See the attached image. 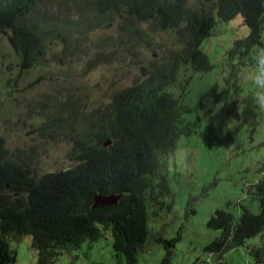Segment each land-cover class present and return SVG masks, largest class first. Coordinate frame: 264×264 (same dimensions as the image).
<instances>
[{
  "label": "trees",
  "instance_id": "trees-1",
  "mask_svg": "<svg viewBox=\"0 0 264 264\" xmlns=\"http://www.w3.org/2000/svg\"><path fill=\"white\" fill-rule=\"evenodd\" d=\"M39 4L40 0H0V34L8 36L23 71L45 54L48 21L45 16L35 18ZM81 8L90 14L88 20L124 14L154 31L173 32L183 47L170 53L169 62L145 71L142 80L115 92L106 109H94L88 115L73 110L69 118L62 108L48 114V125L42 130L51 139L64 133L73 143L71 158L77 162L73 168L37 178L29 163L15 156L0 138V264L17 261L11 236H31L37 264H50L67 249H80L105 234L112 237L119 264H137L150 237L151 214L174 205L169 179L174 159L170 160L178 141L191 136L185 118L202 106L183 105L170 89L183 70L192 74L214 70L202 45L212 36L216 17L229 23L241 16L249 28L248 36L235 40L232 57L242 60L264 49V0H199L196 4L188 0H84ZM216 87L208 90L209 95L215 94ZM231 107L235 109L236 104ZM240 113L246 123L261 115L253 94L245 98ZM54 125L65 131L48 132ZM108 141L111 144L105 146ZM263 175L256 183L246 184L258 213L239 204L236 213L217 210L208 221V227L218 232L204 247L214 259L210 264H229L224 260L229 252L264 236ZM98 195L121 197L114 205L94 208ZM180 240V235L157 239L166 250L161 264H170ZM248 264H264V243Z\"/></svg>",
  "mask_w": 264,
  "mask_h": 264
},
{
  "label": "rangeland",
  "instance_id": "rangeland-1",
  "mask_svg": "<svg viewBox=\"0 0 264 264\" xmlns=\"http://www.w3.org/2000/svg\"><path fill=\"white\" fill-rule=\"evenodd\" d=\"M82 5L84 0H40L35 18L45 16L48 21L45 54L28 71L21 69L8 36L0 34V138L15 156L29 163L37 178L77 164L71 158L73 143L64 133L54 139L45 136L42 129L48 125V114L62 108L69 118L73 110L88 115L94 109H106L115 92L142 80L145 71L169 62L170 53L183 47L175 33L154 31L124 14L88 20L90 14ZM216 21L212 36L202 45L214 70L203 74L183 70L170 89L183 105L202 106L185 118L191 136L178 141L170 160L174 159L169 170L174 205L151 214L150 237L137 264H161L166 250L157 239L179 235L170 264H210L214 259L204 247L218 235L208 227L216 211L236 213L240 204L259 212L246 184L256 183L263 175L264 109L258 107L261 115L248 123L240 111L245 98L254 95L252 82L244 74L255 67L260 50L242 60L232 57L235 40L248 36L249 28L241 16L229 23L218 17ZM214 85L215 94L209 95ZM51 131L65 128L54 125ZM10 238L18 254L15 264H37L31 236ZM112 241L105 234L80 249H67L50 264H119ZM263 243L262 235L250 239L224 260L248 264Z\"/></svg>",
  "mask_w": 264,
  "mask_h": 264
},
{
  "label": "clouds",
  "instance_id": "clouds-1",
  "mask_svg": "<svg viewBox=\"0 0 264 264\" xmlns=\"http://www.w3.org/2000/svg\"><path fill=\"white\" fill-rule=\"evenodd\" d=\"M244 78L251 80L254 102L259 108L264 109V49L258 52L255 57V67L250 72H245Z\"/></svg>",
  "mask_w": 264,
  "mask_h": 264
},
{
  "label": "water",
  "instance_id": "water-1",
  "mask_svg": "<svg viewBox=\"0 0 264 264\" xmlns=\"http://www.w3.org/2000/svg\"><path fill=\"white\" fill-rule=\"evenodd\" d=\"M111 144L110 141H108L105 146H109ZM120 195L119 196H100L98 195L96 197V201L94 203V208H103V207H108V206H111V205H114L116 204L119 199H120Z\"/></svg>",
  "mask_w": 264,
  "mask_h": 264
}]
</instances>
